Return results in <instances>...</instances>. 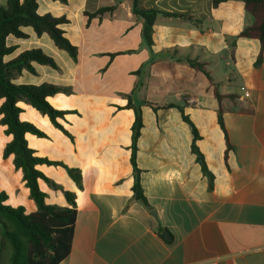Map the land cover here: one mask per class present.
Masks as SVG:
<instances>
[{"label":"crops","instance_id":"obj_1","mask_svg":"<svg viewBox=\"0 0 264 264\" xmlns=\"http://www.w3.org/2000/svg\"><path fill=\"white\" fill-rule=\"evenodd\" d=\"M36 1L39 15L68 20L61 29L77 47V62L59 51L46 34L38 37L31 28H23L26 39L7 38V45L15 50L4 60L41 49L58 69L33 63L34 73L23 71L14 83H49L75 91L67 95L64 108L51 104L56 95L48 98L54 108L78 113L66 115L62 122L73 142L58 130L61 136L42 130L49 138H38L56 142L50 149L56 158L40 155L29 145L28 136L33 135H26L36 155L81 172L82 189L78 190L64 169L53 167L62 171L52 179L42 170L46 165L37 166L76 195L71 248L59 264H264V50L255 67L259 41L238 37L253 21L242 0L216 6L212 0H138L141 9L158 13L150 46L142 37L143 20L131 12L132 0ZM111 6L112 12L88 20L89 14ZM120 11L123 18H118ZM186 58L205 63L218 92L235 96L222 102L232 146L226 159L212 86L202 73L178 61ZM128 101L148 103L140 107L142 128L135 158L146 205L132 193L129 148L134 114L117 108ZM56 103L63 105L62 100ZM167 105L182 107L195 127V145L213 175L211 188L191 152L190 126L177 108ZM20 106V119L25 121L22 116L30 106ZM5 137L0 127L4 181L0 189L8 195L7 204L10 193L22 191L24 183L12 159H2L9 141ZM39 187L48 204L67 205L61 192L42 181ZM17 206H22L19 200L11 207ZM24 209L33 213L36 207ZM164 231L168 239L162 236ZM10 254L4 245L0 264H8Z\"/></svg>","mask_w":264,"mask_h":264},{"label":"trees","instance_id":"obj_2","mask_svg":"<svg viewBox=\"0 0 264 264\" xmlns=\"http://www.w3.org/2000/svg\"><path fill=\"white\" fill-rule=\"evenodd\" d=\"M66 4L68 0H52ZM119 2L120 0H115ZM226 0H212L213 6ZM245 11L252 17V23L238 33V37L255 39L260 43V52L254 63L258 67L262 61L264 50V0H242ZM36 0H5L0 4V127L3 134L9 137L2 151V159H12L13 168L19 171L29 198L35 204L33 213H26L24 207H11L6 204L8 195L0 189V258L4 245L11 250L8 264H59L68 254L71 248L73 230L76 219V195L74 192L64 190L63 187L45 176L37 169L39 165L60 167L65 170L67 176L73 181L78 190L82 189V176L77 168L69 167L62 161L50 160L36 155V151L28 146L26 135L48 139L49 137L37 126L30 122L22 121L20 115L23 109L20 104L30 106L40 115L46 117L53 128L60 131L73 142V136L64 127L66 115L78 114L74 110H59L54 108L48 98L57 94H74L73 87L58 86L49 83L39 85L15 84L14 80L23 71L34 73L33 63L48 66L54 70L58 67L53 58L43 53L41 49H29L21 52L15 58L5 61L4 58L12 54L15 47L8 46L6 40L9 36L16 39H26L27 34L23 28H31L36 36L46 34L54 46L64 51L73 62H77V47L72 45L64 36L61 26L68 23L64 17H54L50 14L39 15L37 13ZM114 6L100 8L88 15V20L100 17L106 12H112ZM131 12L135 17L143 20L142 37L147 46L152 44L151 35L153 24L158 14L156 10H144L138 6V0H132ZM171 15V14H166ZM232 57V52H231ZM184 61L196 72L202 73L210 86L217 101V123L224 135L226 143L225 159L228 150L232 149L223 120L224 99L233 100V95H222L218 92L217 84L212 82L206 64L191 59H178ZM148 104L142 102L133 105L130 101L118 109H131L134 120L131 126L130 164L133 168V198L146 205L140 182L139 170L136 168L135 158L137 153V140L142 128L141 106ZM168 108H177L182 120L190 126L192 133L191 152L195 155L196 162L200 165L202 174L207 178L209 187H212L213 175L208 171L204 158L195 145L198 138L195 127L184 114L182 107L167 105ZM39 181L47 187L61 192L66 206L61 207L46 202V194L40 189Z\"/></svg>","mask_w":264,"mask_h":264},{"label":"rangeland","instance_id":"obj_3","mask_svg":"<svg viewBox=\"0 0 264 264\" xmlns=\"http://www.w3.org/2000/svg\"><path fill=\"white\" fill-rule=\"evenodd\" d=\"M4 0H0V4H3ZM124 17V14H123V11H120L119 12V15H118V18H123ZM27 31H31L30 28H26ZM48 37V36H47ZM48 39L50 40V38L48 37ZM51 41V40H50ZM120 45V48L122 47L123 48V41L122 40H119V44ZM54 47V46H53ZM61 51L62 53H64L66 55V53L62 50H59ZM135 94H137V92H135ZM69 97L67 95H64V94H57L54 98H51V104L56 107V108H64V106H67L66 105V101ZM58 100H62L63 102V105L62 106H59L57 105V101ZM177 99H174L173 97H171V101L172 102H177L176 101ZM59 106V107H58ZM28 111L25 115L22 116V119L25 120V121H28V122H31L33 124H36L41 130L45 131L46 133H48L50 136H61V134L55 130L54 128H52L50 126V124L48 123V120L46 117L36 113L33 109H31L30 107H28ZM6 138V137H5ZM28 140H29V145L32 147V148H35L38 153L42 156H46L48 158H56L54 155H51L50 154V149L56 145V142H54V144L50 143L49 141L47 140H42V139H38L34 136H28ZM1 154V153H0ZM1 156V155H0ZM1 158V157H0ZM11 169L12 168V165L10 162H8ZM6 166L8 165L7 162L4 163ZM42 170L43 172L48 175L49 177H51L52 179H55V178H58L57 177V174L62 171V169H57V168H53V167H42ZM13 171V170H12ZM18 175H20L18 172H17ZM60 180V179H58ZM57 182V181H56ZM60 184H62L65 188V183H63L62 181H59ZM22 183V182H21ZM0 185L1 187H4V181L2 179V177L0 176ZM22 191L21 189H19V191L17 190L16 191V194L13 195L12 193H10V200L8 201V205L10 206H14L15 204V201L16 200H19L20 204L22 206H24L26 209H28L30 206L34 207V203L32 202V200L28 197V193H27V190L26 188L23 186L22 187ZM44 189V188H43ZM45 191V190H44ZM46 192V191H45ZM47 196H49V194L47 193ZM49 198V197H48ZM63 200V198H62ZM51 203V202H50ZM54 204H58V203H54Z\"/></svg>","mask_w":264,"mask_h":264},{"label":"water","instance_id":"obj_4","mask_svg":"<svg viewBox=\"0 0 264 264\" xmlns=\"http://www.w3.org/2000/svg\"><path fill=\"white\" fill-rule=\"evenodd\" d=\"M162 236H163L165 239H168V238H169V235H168L167 231H164V232L162 233Z\"/></svg>","mask_w":264,"mask_h":264}]
</instances>
